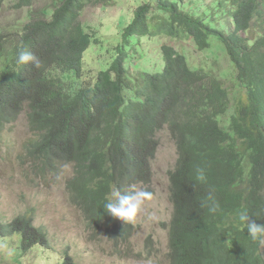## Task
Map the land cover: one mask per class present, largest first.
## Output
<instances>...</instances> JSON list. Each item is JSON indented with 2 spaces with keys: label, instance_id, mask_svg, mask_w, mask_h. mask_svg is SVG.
Masks as SVG:
<instances>
[{
  "label": "trees",
  "instance_id": "trees-1",
  "mask_svg": "<svg viewBox=\"0 0 264 264\" xmlns=\"http://www.w3.org/2000/svg\"><path fill=\"white\" fill-rule=\"evenodd\" d=\"M35 1L18 0L15 7L30 13L0 27V127L27 106L34 136L25 159L42 177L72 163L67 190L83 220L97 235L105 229L128 240L132 227L104 205L116 190L152 183L159 134L168 130L178 152L170 172L172 264H264L263 245L236 221L247 209L264 224V0L141 1L108 40L80 18L110 0H51L33 9ZM168 39L176 44L162 46L160 62L143 45ZM187 41L210 52L208 60L224 51L230 67L217 73L196 61L180 45ZM22 49L41 66L17 64ZM92 50L107 57L88 70ZM209 196L219 202L215 214ZM10 236L20 238L24 261L36 251L48 260L51 241L32 217L0 221V238ZM55 264L79 263L66 251Z\"/></svg>",
  "mask_w": 264,
  "mask_h": 264
},
{
  "label": "rangeland",
  "instance_id": "rangeland-1",
  "mask_svg": "<svg viewBox=\"0 0 264 264\" xmlns=\"http://www.w3.org/2000/svg\"><path fill=\"white\" fill-rule=\"evenodd\" d=\"M141 1L147 0H110L104 5L92 4L85 8L80 19L88 31L97 33L106 40L113 39L120 35L117 33L120 19L124 20L122 26L120 24L121 28L130 23L134 10ZM201 1V5L216 3V0ZM17 2L18 0H4L0 27L10 28L17 19H25L30 13L28 7L16 8ZM50 2L51 0H36L32 8L40 9ZM164 44L175 45L176 41H143V45L150 46L148 54L157 57L158 62ZM180 45L193 57H197L196 61L206 60L207 65L212 63L217 73L230 67L224 51H219L220 58L216 62L212 56L209 60L206 59L205 56L210 52L195 49L192 42H180ZM106 57L107 52L104 51L88 52V70L97 69ZM132 66L133 64L131 72L137 73V69ZM226 83L229 84V81ZM26 109L29 110L27 106ZM30 136L25 112L14 124H6L0 132V221L10 223L18 216L32 217L34 225L49 236L51 249L45 253L48 260L42 259L36 251L29 253L28 261H24L20 238H0V264H55L66 251L79 264H170L166 258L170 241L169 229L174 215L170 172L176 166L178 152L168 130L159 134L161 145L153 160L152 183L136 185L152 192V200L145 202L143 210L134 221L125 223L121 220L123 224L133 225L128 240H114L107 234L97 237L87 228L86 221L71 202L67 190V182L75 174L74 165L61 162L58 172L48 171L44 177L40 176L34 168L35 164L25 159L24 149ZM102 233H105V229ZM152 245L154 248H151Z\"/></svg>",
  "mask_w": 264,
  "mask_h": 264
},
{
  "label": "clouds",
  "instance_id": "clouds-1",
  "mask_svg": "<svg viewBox=\"0 0 264 264\" xmlns=\"http://www.w3.org/2000/svg\"><path fill=\"white\" fill-rule=\"evenodd\" d=\"M17 64L24 65L29 62H32L35 64L37 68L41 66V62L30 52L27 50H20L17 56ZM27 114L28 122H29V111L24 110L21 113L17 114V118L13 121L6 122L3 127H0V132L3 130L6 126V124L11 123L14 124L20 115L22 113ZM30 126V125H29ZM30 138L28 141L34 136L30 129ZM158 153V152H157ZM156 158V157H155ZM200 181H205L206 177L204 175L203 170H198V177ZM138 185V184H137ZM107 200V202L104 205V208L106 212L116 218L119 219V223L124 226H131L133 230V225H127L123 224L121 220L125 223L132 222L136 219L138 214L143 210L145 202L150 201L153 198V193L144 189V188H138L135 184H131L128 186L127 190L123 192V194L116 190L114 191L111 196ZM209 208L208 210L215 214L219 211L220 205L219 202L215 199L214 196H209ZM78 209V207H76ZM80 212L81 210L78 209ZM81 216H84L83 213L81 212ZM236 221L238 225L243 229H246L247 232L249 233V238L253 241L259 242L262 244V249L264 250V224H257L252 217L249 215L247 209H241L236 216ZM87 228L94 233L97 237H101L104 234H107L106 231L105 233H100L96 234L87 224ZM171 229V227H170ZM169 229V236L171 234V230ZM107 236H109L107 234ZM110 237V236H109ZM115 240V239H114ZM118 240V239H117ZM122 240V239H121ZM150 241V238L149 240ZM151 248H154L153 245ZM62 258V257H60ZM170 264H172L171 261V248H170V241H169V249L167 252V257H166ZM75 262H77L75 260ZM78 263V262H77Z\"/></svg>",
  "mask_w": 264,
  "mask_h": 264
}]
</instances>
